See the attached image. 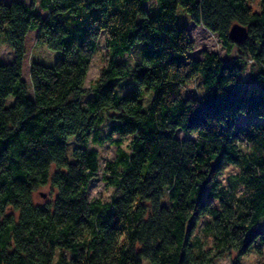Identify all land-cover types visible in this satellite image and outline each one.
<instances>
[{"label": "trees", "instance_id": "1", "mask_svg": "<svg viewBox=\"0 0 264 264\" xmlns=\"http://www.w3.org/2000/svg\"><path fill=\"white\" fill-rule=\"evenodd\" d=\"M36 3L0 0V42L14 54L0 60V264H212L232 253L239 264L251 249L260 254L264 123L236 120L264 117V0L258 10L249 0H41L45 16ZM178 4L218 36L226 58L206 49L192 57ZM233 23L246 27L244 40L229 38ZM32 30L59 54L51 65L30 60L26 83ZM100 35L108 60L83 105ZM129 74L135 87L120 94L114 85ZM192 79L202 98L183 93ZM128 136V150L118 145L103 165L88 147ZM99 171L114 187L107 201L87 197ZM44 185L53 198L36 203Z\"/></svg>", "mask_w": 264, "mask_h": 264}, {"label": "rangeland", "instance_id": "2", "mask_svg": "<svg viewBox=\"0 0 264 264\" xmlns=\"http://www.w3.org/2000/svg\"><path fill=\"white\" fill-rule=\"evenodd\" d=\"M29 2V0H26ZM40 2L41 0H37L36 8L38 12L45 16L46 12L43 11L40 8ZM152 2L147 3V8L149 9V12L151 14L154 13L155 6ZM249 3L251 7L254 10H258V0H249ZM176 23L178 26L184 27L187 29L191 39L194 42V49L191 52L192 57L198 58L200 56V51L202 49H206L208 51H215L218 53V55L222 58H226L227 54L224 51V48L221 44V40L218 38V36L215 33H211L207 29H205L203 26L195 24L190 19L188 13L186 10L178 4L176 7ZM36 32L30 31L25 38V55L23 57L22 66H21V74L23 80L28 83L29 81V62L30 60H35L38 62H41L46 65H51L58 57V51L56 50H50L45 45H38L35 41ZM240 53L239 50L236 47H233L231 50L230 55H236ZM14 57L13 50L5 43L0 42V60L4 62H12ZM121 58L117 59L118 61ZM131 60L132 57H129ZM108 60V57L106 55V50L104 47V41L103 36L100 35L98 39V44L95 53L93 54L89 68L87 71L84 87L86 89L85 94L82 96V104L84 105L86 101L92 97V87L94 86L95 79L99 76L100 71L105 66L106 61ZM130 67V66H129ZM253 70L256 71V66L253 67ZM130 80L131 85L129 84L125 85L124 88H119L118 82ZM240 80L242 82V86L246 87L248 84H251L252 81L249 77V67L248 69L243 72L240 75ZM134 88V82L132 76L129 74L128 76L124 78H119L117 83L114 85V88L117 92L122 94L123 92L127 90L129 87ZM121 90V91H120ZM28 92L31 93V85L28 84ZM183 93L184 94H194V96H197L199 98H202L203 89L201 85L199 84L197 79H192L190 82H188L183 87ZM151 93H145L142 97V103L143 106L146 108L149 104V101L151 99ZM12 100V97L7 98V102H10ZM237 124L244 125L250 122L254 123H264V117H258V116H247L245 114H240L237 117L236 120ZM109 123V122H108ZM107 123L105 127H103V132L106 131ZM175 136L179 139H192L194 136L192 134H185L179 130L175 131ZM73 138V137H71ZM112 139L117 140L118 137L116 135L112 136ZM120 143H116L115 141H105L102 144H95L90 143L88 147L96 149L98 152L100 163L103 165L104 162L113 161L116 158L117 153V146L123 149L124 151L128 150V144L130 143L131 137H125V138H119ZM72 146V142H69L68 145V151L70 147ZM235 170L228 166L225 170L220 179L223 183L226 182V175L228 173H233ZM102 172L99 171L98 175H96L94 178H92L89 182L88 188H87V197L89 199H101V200H109L111 197L114 187L110 184H108L104 179L101 177ZM40 192H43L45 195L42 197L40 195ZM54 191L52 190V187L50 185H44L39 187L34 193H33V200L36 203H45L46 201H50L53 198ZM257 228L261 231H264V219H262ZM255 230V229H254ZM236 257V254L232 253L231 255L219 257L216 258L215 261L212 264H231L232 260ZM240 262L239 264H256L260 261L264 260V244L261 246V253H256L254 249H251L246 255L240 257L238 259ZM146 260H144L143 263H145Z\"/></svg>", "mask_w": 264, "mask_h": 264}, {"label": "water", "instance_id": "3", "mask_svg": "<svg viewBox=\"0 0 264 264\" xmlns=\"http://www.w3.org/2000/svg\"><path fill=\"white\" fill-rule=\"evenodd\" d=\"M228 36L234 42H240L247 36L246 27L239 23H233L229 28ZM40 195L44 197L45 194L43 192H40Z\"/></svg>", "mask_w": 264, "mask_h": 264}]
</instances>
